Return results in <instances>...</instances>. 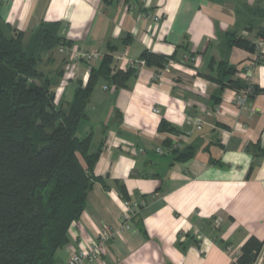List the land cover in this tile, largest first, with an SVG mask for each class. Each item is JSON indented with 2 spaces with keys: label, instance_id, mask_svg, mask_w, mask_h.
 Listing matches in <instances>:
<instances>
[{
  "label": "crops",
  "instance_id": "crops-1",
  "mask_svg": "<svg viewBox=\"0 0 264 264\" xmlns=\"http://www.w3.org/2000/svg\"><path fill=\"white\" fill-rule=\"evenodd\" d=\"M0 1L3 19L26 33L42 21H58L66 39L84 50L103 55L108 42L117 45L118 69L137 63L145 49L179 58L186 49L196 57L193 66L178 63L164 70L158 81H153V69L141 66L126 88L106 90V84L98 83L87 106L89 120L82 123L81 131L82 135L93 131V149L103 142L94 172L106 178L110 189L100 182L93 185L87 207L71 226L70 242L57 251L55 264H65L104 228L113 236L107 253L93 264H233V252L250 237L264 241V155L249 174L254 157L245 149L258 143L264 152V93L239 110L235 90L221 89L198 74H216L217 64L228 60L237 65L242 78L264 88V61H258L264 59V43L258 52L226 44V33L235 29L254 41L262 39L255 37L257 31L244 29L250 21L264 26V18L250 17L245 10L264 2ZM126 35L131 38L125 45ZM51 53L46 54L51 64L46 72L56 78L57 71L64 69L54 86L57 90L69 62L66 56L59 61ZM98 63L75 64L74 78L60 99L70 100L78 82L85 84ZM163 119L181 134L160 131ZM195 119L204 122L202 129L195 128ZM167 139L178 149L198 145V150L187 162L175 161L165 147ZM116 180L125 184L131 199L147 200L131 229L121 228L123 198ZM221 240L231 250L224 249ZM255 264H264V247Z\"/></svg>",
  "mask_w": 264,
  "mask_h": 264
},
{
  "label": "trees",
  "instance_id": "trees-1",
  "mask_svg": "<svg viewBox=\"0 0 264 264\" xmlns=\"http://www.w3.org/2000/svg\"><path fill=\"white\" fill-rule=\"evenodd\" d=\"M245 12L253 18H264V5L259 2ZM254 24L248 22L244 30L249 33L255 30V37L264 38V26ZM125 37L122 44L126 45L131 37ZM226 37L229 48L259 51L257 41L237 29L228 31ZM72 45L58 21H42L30 33L6 22L0 1V264H55L57 251L70 242L71 226L87 207L93 185L100 182L110 189L106 178L94 172L103 142L93 149V131L79 135L82 123L89 120L87 106L98 83L114 86L118 91L137 77L141 62L158 75L172 61L193 66L191 58H196L186 49L180 58L145 49L137 63L123 70L114 65L118 46L108 42L107 52L91 67L88 81L85 84L79 81L71 99H59L58 104L54 86L64 69L58 70V77L53 78L40 64L44 55L60 46ZM185 56L189 61H185ZM216 69L213 75L198 74L217 82L221 89L252 86L251 99L264 93V88L240 77L237 65L228 60L220 61ZM159 130L181 134L164 119ZM165 147L179 162L191 160L198 150V145L178 149L170 139L165 141ZM254 147L259 151L253 150ZM245 149L254 157L250 174L264 152L258 143H249ZM212 162L224 165L217 159ZM115 186L123 200H131L122 181L116 180ZM220 243L224 249L229 247L222 240ZM263 247L264 241L250 237L233 264H255Z\"/></svg>",
  "mask_w": 264,
  "mask_h": 264
},
{
  "label": "built area",
  "instance_id": "built-area-1",
  "mask_svg": "<svg viewBox=\"0 0 264 264\" xmlns=\"http://www.w3.org/2000/svg\"><path fill=\"white\" fill-rule=\"evenodd\" d=\"M154 20H157L158 17H153ZM264 43V38L259 39L257 41L258 49L261 48V46ZM58 50L68 58L70 62L73 64L69 65L68 72L64 75V81L62 84L57 88L56 95L57 98L60 97L62 94L66 93L69 88V81L74 78V67L75 64H77L80 61H85L88 64H94L97 61H100L103 57L102 53L98 50H92L87 51L79 46L73 44L72 46H60L58 47ZM124 58V57H123ZM188 56H185V61L188 60ZM195 58H191V61L195 63ZM186 65L183 62H170L169 66L165 70H169L175 66L178 65ZM142 66H144V63L141 62ZM123 66V65H122ZM164 71V70H163ZM162 71V72H163ZM162 72L158 75L154 74V77H157L158 80L162 76ZM153 77V78H154ZM240 77H243V74H240ZM104 89H109L107 85H104ZM112 88H115L114 86ZM235 97H234V103L236 107L239 110L247 109L251 102V95L253 93V87L249 86L247 88L241 89V90H235ZM217 110H219L217 108ZM203 111H206L205 108H203ZM193 122V125L197 129H202L204 122L201 119H195ZM178 146V145H174ZM158 151H162L160 148L157 149ZM140 151H143L142 149ZM147 204V200L145 198L143 199H131L128 201L123 200V211H122V229H131L134 225V220L138 217L140 214V211L142 207H144ZM113 236V233L104 228L102 232L100 233L99 237L97 239H94L92 242H89L84 249H81L71 255L68 262L66 264H93L101 259L103 255L107 253V244L108 241ZM227 250H231V247L229 246ZM241 254V249H237L233 252V260L235 261L236 258ZM233 261V262H234Z\"/></svg>",
  "mask_w": 264,
  "mask_h": 264
},
{
  "label": "rangeland",
  "instance_id": "rangeland-1",
  "mask_svg": "<svg viewBox=\"0 0 264 264\" xmlns=\"http://www.w3.org/2000/svg\"><path fill=\"white\" fill-rule=\"evenodd\" d=\"M53 54H57V57H59V61H60V57L63 55L58 49H55V51L54 52H52L51 53V55L53 56ZM46 58H47V55H44V60H43V62L40 64V68L41 69H43L44 71H48V69H49V67H50V65L51 64H49V62H46ZM65 59H67L68 60V58H65ZM68 62H69V65L70 64H73L72 62H70L69 60H68ZM63 64H65V63H63ZM52 67H53V65H52ZM53 69H55L54 67H53ZM60 99V97H58V99H57V101H58V104L60 103L59 100ZM64 100V99H63ZM83 127V126H82ZM79 135H82V131H80V133H79Z\"/></svg>",
  "mask_w": 264,
  "mask_h": 264
}]
</instances>
